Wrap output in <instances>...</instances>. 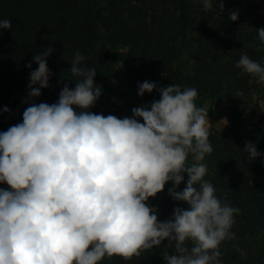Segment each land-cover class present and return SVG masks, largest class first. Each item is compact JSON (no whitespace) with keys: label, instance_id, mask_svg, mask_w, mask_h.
I'll return each instance as SVG.
<instances>
[{"label":"clouds","instance_id":"obj_1","mask_svg":"<svg viewBox=\"0 0 264 264\" xmlns=\"http://www.w3.org/2000/svg\"><path fill=\"white\" fill-rule=\"evenodd\" d=\"M200 2L205 11L225 10L223 0ZM238 16L233 11L229 19ZM0 29H12L11 20H0ZM257 33L264 46V27ZM246 47L257 45H244L235 66L264 85V60H253ZM52 52L33 57L38 67L30 73V99L50 86ZM70 72L74 88L64 84L55 103H31L22 122L0 132V184L10 186L0 188V264H101L106 257H139L164 241L173 250L165 264H221L220 245L237 239L232 228L241 209L205 179L204 161L214 148L198 90L146 80L138 95L156 89L160 99L118 118L90 111L102 86L78 50ZM243 150L250 162L264 157L253 142ZM169 182V195L187 207L160 221L148 201Z\"/></svg>","mask_w":264,"mask_h":264},{"label":"trees","instance_id":"obj_2","mask_svg":"<svg viewBox=\"0 0 264 264\" xmlns=\"http://www.w3.org/2000/svg\"><path fill=\"white\" fill-rule=\"evenodd\" d=\"M223 3L220 15L218 8L205 11L200 0H0V20L12 23V29H0V86L28 94L30 73L38 67L33 57L52 48L47 58L53 73L50 86L35 98L37 103L51 104L64 84L75 85L77 78L70 68L77 50L88 66L97 69L98 84L111 51L120 47L124 57L119 73L129 91L118 94L105 110L93 107L96 114L131 117L139 102L159 100L156 89L138 95V84L146 80L159 87H194L198 95L225 98L233 107L254 98L264 100V85L235 66L241 49L250 43L257 47L244 51L253 60H264V46L257 39V29L264 27V0ZM233 11L239 13L235 22L229 19ZM240 92L243 95L237 96ZM3 109L0 132L23 120V114L11 115ZM209 131L214 151L204 161L205 179L217 188L218 196L241 209L232 228L237 239L220 245L221 264H264V157L250 162L243 150L246 142H253L264 153V137L253 128L235 125ZM186 180L185 174L178 191ZM171 187L169 182L155 196L160 221L170 218L174 208L187 207L169 195ZM166 245L164 241L127 260L106 257L101 264H165L164 255L173 252Z\"/></svg>","mask_w":264,"mask_h":264},{"label":"rangeland","instance_id":"obj_3","mask_svg":"<svg viewBox=\"0 0 264 264\" xmlns=\"http://www.w3.org/2000/svg\"><path fill=\"white\" fill-rule=\"evenodd\" d=\"M110 55V59L98 83V85L102 86V95L94 106L103 110L115 101L118 94L129 91L128 83L119 73V66L124 57V49L118 47L112 50ZM69 87L74 88L75 85ZM181 88L183 89L185 87L181 86ZM33 102L37 103L35 98L30 99L27 93L0 86V107L9 108L11 115L23 114L26 107ZM149 104V101L139 102L140 107ZM196 104L198 107H204L208 110L209 129L222 128L227 125L250 127L264 137V100L262 99L256 100L254 98L248 103H241L233 107L231 101L225 98L198 95ZM224 119H227L228 123L227 121H222ZM188 162L189 164L194 162L191 154L188 157ZM148 203L150 206L155 207L157 204L156 197L149 198Z\"/></svg>","mask_w":264,"mask_h":264}]
</instances>
